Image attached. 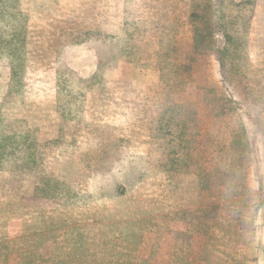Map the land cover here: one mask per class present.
Masks as SVG:
<instances>
[{
  "label": "rangeland",
  "instance_id": "obj_1",
  "mask_svg": "<svg viewBox=\"0 0 264 264\" xmlns=\"http://www.w3.org/2000/svg\"><path fill=\"white\" fill-rule=\"evenodd\" d=\"M0 264H264V0H0Z\"/></svg>",
  "mask_w": 264,
  "mask_h": 264
},
{
  "label": "trees",
  "instance_id": "obj_2",
  "mask_svg": "<svg viewBox=\"0 0 264 264\" xmlns=\"http://www.w3.org/2000/svg\"><path fill=\"white\" fill-rule=\"evenodd\" d=\"M204 1L198 2L196 7L193 8V10L189 13V18L193 20L198 19H205L207 16H209V20L211 21L210 25L207 27H202V24H196L194 26V43H195V49L197 50L199 46L201 48H204L203 51L209 50L212 51L218 61V64L221 67L222 76L224 79H228L227 74V65H228V54H229V46L228 44H231L235 35L232 32H229L226 28L227 25L225 23V15L222 10V6L218 1H216L214 4L209 5V9L204 8ZM123 47H119V41H114L112 45H106L104 47H99L98 53V67H104L106 65H109L110 63L114 62L119 58V56L122 54ZM195 52V51H194ZM162 55L160 52V65L161 68L164 65V62L161 59ZM191 58V55H189ZM178 69L184 70V67L187 68V64H181L177 65ZM163 69V68H162ZM173 72V75H169L168 78L165 77V73L162 72L160 81L161 84H164V87L168 90L165 96L166 105L167 108L170 110L173 106H177L176 103L178 102V99L175 98L176 93L174 94V88H177L178 85L188 84L191 80L190 77H182L183 74L179 73V71ZM190 80V81H189ZM230 90H232L230 86ZM184 98L183 94H180V99L183 100ZM186 101V100H183ZM235 103V102H234ZM236 106L231 107V113H241V109H238ZM248 112V111H247ZM246 112V113H247ZM190 113L192 114V120L195 119L194 114H196V109H190Z\"/></svg>",
  "mask_w": 264,
  "mask_h": 264
},
{
  "label": "crops",
  "instance_id": "obj_3",
  "mask_svg": "<svg viewBox=\"0 0 264 264\" xmlns=\"http://www.w3.org/2000/svg\"><path fill=\"white\" fill-rule=\"evenodd\" d=\"M187 96V95H186Z\"/></svg>",
  "mask_w": 264,
  "mask_h": 264
}]
</instances>
